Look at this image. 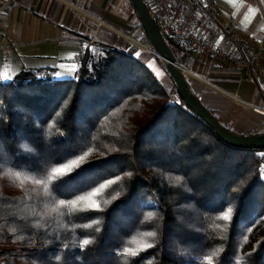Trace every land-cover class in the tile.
<instances>
[{
    "label": "trees",
    "instance_id": "1",
    "mask_svg": "<svg viewBox=\"0 0 264 264\" xmlns=\"http://www.w3.org/2000/svg\"><path fill=\"white\" fill-rule=\"evenodd\" d=\"M138 51L88 46L72 77L0 81V264H264V147L221 139Z\"/></svg>",
    "mask_w": 264,
    "mask_h": 264
},
{
    "label": "crops",
    "instance_id": "2",
    "mask_svg": "<svg viewBox=\"0 0 264 264\" xmlns=\"http://www.w3.org/2000/svg\"><path fill=\"white\" fill-rule=\"evenodd\" d=\"M214 6L217 22L231 16L232 26L264 64V0H214ZM134 21L127 0H10L0 10V81L11 80L23 68L72 77L84 48L133 44L128 33ZM219 43L231 46L223 38ZM141 59L170 83L155 56ZM182 62L193 73L188 75L191 86L220 122L244 135L263 127L264 116L250 104L264 105V78L194 50Z\"/></svg>",
    "mask_w": 264,
    "mask_h": 264
},
{
    "label": "built area",
    "instance_id": "3",
    "mask_svg": "<svg viewBox=\"0 0 264 264\" xmlns=\"http://www.w3.org/2000/svg\"><path fill=\"white\" fill-rule=\"evenodd\" d=\"M10 0H0V10ZM155 22L166 36L177 39L182 48L198 51L218 64L239 67L264 78V64L261 63L249 45L232 26L233 18L217 22L218 12L214 0H148ZM231 43L225 47L219 40ZM173 101H178L172 96ZM258 114L264 116V105L250 104ZM264 173V163L261 165Z\"/></svg>",
    "mask_w": 264,
    "mask_h": 264
},
{
    "label": "water",
    "instance_id": "4",
    "mask_svg": "<svg viewBox=\"0 0 264 264\" xmlns=\"http://www.w3.org/2000/svg\"><path fill=\"white\" fill-rule=\"evenodd\" d=\"M131 1L139 14L143 29L148 37V42L146 44L151 46L150 52L166 66L177 86L179 94L187 106L193 110L197 116L209 124L219 137L228 144L243 148H263L264 133L244 135L229 131L206 108L201 100L192 93L186 78V75H190L192 72L186 66L176 61L172 48L165 40L147 4L144 0ZM135 42L139 43L137 41ZM140 45L143 46L145 44Z\"/></svg>",
    "mask_w": 264,
    "mask_h": 264
},
{
    "label": "rangeland",
    "instance_id": "5",
    "mask_svg": "<svg viewBox=\"0 0 264 264\" xmlns=\"http://www.w3.org/2000/svg\"><path fill=\"white\" fill-rule=\"evenodd\" d=\"M149 3V2H148ZM151 11L153 12V10H152V8H151ZM133 37V36H132ZM131 40L133 41V44L134 45H136V46H138L139 47V51H138V53H139V55L141 56V55H146V54H149V56H150V48H149V52L142 46V45H140V44H145L146 45V43L147 42H145V43H143V42H141V41H139V40H137V39H135L134 37L133 38H131ZM135 41H137V42H139V43H136ZM148 45V44H147ZM152 54V53H151ZM153 55V54H152ZM145 58V57H144ZM162 66V65H161ZM163 68V67H162ZM164 70V69H163ZM154 71V70H153ZM155 72V71H154ZM164 72H166L165 70H164ZM192 72V71H191ZM156 73V72H155ZM167 74V73H166ZM156 75L158 76V78L160 77L157 73H156ZM168 75V74H167ZM190 75H192V73L190 74ZM168 77L170 78V76L168 75ZM160 79V78H159ZM161 80V79H160ZM164 85H166L167 87H170L171 85H172V79L170 78V83H168V84H166V83H163ZM262 128L261 129H258V131L259 130H264V122L262 123ZM121 146H122V148H124V149H126V148H128V146H129V143H127V141H124V142H122L121 143ZM262 170V169H261ZM262 178H263V180H264V173H263V171H262Z\"/></svg>",
    "mask_w": 264,
    "mask_h": 264
},
{
    "label": "snow or ice",
    "instance_id": "6",
    "mask_svg": "<svg viewBox=\"0 0 264 264\" xmlns=\"http://www.w3.org/2000/svg\"><path fill=\"white\" fill-rule=\"evenodd\" d=\"M81 159H83V157H81ZM77 163H78V161L73 160L72 164H67L66 167L71 168L74 164H77ZM62 171H63L62 168L55 169L53 171V175H56L57 173L62 172ZM38 183H39V181H38ZM81 198H83V197H81ZM75 203H76L75 201L72 202L73 205H75ZM60 204H61V206H64L65 205V202L63 200H61L60 201ZM231 211H232V209H231V207H229L228 210L224 213V215L221 218L223 220H225V221L229 220L230 217H231ZM84 244L87 245L88 244V241L85 240L84 241ZM151 246H152L151 244L146 245V247H151ZM130 254L132 256H135L137 253L135 251H131Z\"/></svg>",
    "mask_w": 264,
    "mask_h": 264
},
{
    "label": "bare ground",
    "instance_id": "7",
    "mask_svg": "<svg viewBox=\"0 0 264 264\" xmlns=\"http://www.w3.org/2000/svg\"><path fill=\"white\" fill-rule=\"evenodd\" d=\"M150 46V45H149ZM151 47V46H150Z\"/></svg>",
    "mask_w": 264,
    "mask_h": 264
}]
</instances>
